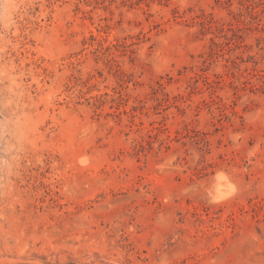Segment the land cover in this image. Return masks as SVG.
<instances>
[{"label": "rangeland", "instance_id": "374dc122", "mask_svg": "<svg viewBox=\"0 0 264 264\" xmlns=\"http://www.w3.org/2000/svg\"><path fill=\"white\" fill-rule=\"evenodd\" d=\"M249 10L0 0V264H264Z\"/></svg>", "mask_w": 264, "mask_h": 264}, {"label": "trees", "instance_id": "16d2710c", "mask_svg": "<svg viewBox=\"0 0 264 264\" xmlns=\"http://www.w3.org/2000/svg\"><path fill=\"white\" fill-rule=\"evenodd\" d=\"M240 4L243 6V7H246L247 9H250L249 10V14L251 16V18L257 23L256 24V29H259L260 31L264 32V27H260V16L264 13V3L262 1H259L258 3H256V5L254 4H248L249 3V0H239ZM256 6H260L261 9L260 10H256L255 9L257 8ZM232 30V29H231ZM243 29H241L240 27H237L236 30H232L233 32V36L235 37H239L238 35V32L242 31ZM232 39V37L230 38ZM212 43H213V51L215 48H218L220 47L218 43H216L214 40H212ZM215 52V51H214ZM213 54V52H212ZM211 54V55H212ZM262 78L264 79V76H262ZM251 84L249 81H246L244 82V88H250L248 87V85ZM254 86H252L250 89H252ZM261 89H264V86H261Z\"/></svg>", "mask_w": 264, "mask_h": 264}]
</instances>
